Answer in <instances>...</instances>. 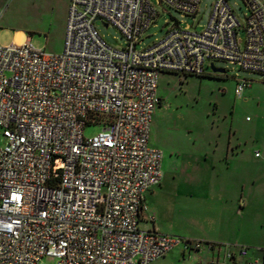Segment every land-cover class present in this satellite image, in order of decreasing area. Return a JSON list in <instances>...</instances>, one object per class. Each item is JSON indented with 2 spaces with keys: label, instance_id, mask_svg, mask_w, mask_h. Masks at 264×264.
<instances>
[{
  "label": "built area",
  "instance_id": "built-area-1",
  "mask_svg": "<svg viewBox=\"0 0 264 264\" xmlns=\"http://www.w3.org/2000/svg\"><path fill=\"white\" fill-rule=\"evenodd\" d=\"M199 1L68 0L60 53L29 37L0 45V264H149L176 244L213 247L139 226L144 193L162 176V152L148 144L158 74L203 75L226 61L264 82V0H243V23L214 0L200 31L174 25L137 47L158 5L193 15ZM95 21L125 44L108 45ZM251 82L236 77L234 93Z\"/></svg>",
  "mask_w": 264,
  "mask_h": 264
},
{
  "label": "rangeland",
  "instance_id": "rangeland-1",
  "mask_svg": "<svg viewBox=\"0 0 264 264\" xmlns=\"http://www.w3.org/2000/svg\"><path fill=\"white\" fill-rule=\"evenodd\" d=\"M227 1L243 23L248 13L244 1ZM213 2L200 0L193 15L158 5L156 18L145 30L137 47L142 48L162 38L174 25L200 31L208 21ZM66 12V0H0V45L19 44L29 37L36 49L58 54L63 48ZM94 25L108 45L122 47L125 44L115 27L104 26L101 21H95ZM238 36H244L243 30H239ZM214 65L224 71L211 74L210 65H205L204 75L167 71L158 74L156 94L161 102L152 115L148 143L162 152V176L160 183L145 194V205L166 234L178 235L197 217L192 208L197 184L195 169L199 174L204 164L197 168L195 161L208 152L207 142L223 136L231 124L237 127L240 135L247 136L249 132L253 135L246 119L253 120L257 114V102L264 111V101L256 102L254 98L257 94L264 98L261 74L244 71L226 61H216ZM236 77L252 80L251 88L256 94L249 100L243 101L234 95ZM99 129L98 125L87 126L83 135L91 136ZM2 140L0 129V143ZM139 225L142 226L143 222L139 221ZM41 263L53 264L54 261L43 258Z\"/></svg>",
  "mask_w": 264,
  "mask_h": 264
},
{
  "label": "crops",
  "instance_id": "crops-1",
  "mask_svg": "<svg viewBox=\"0 0 264 264\" xmlns=\"http://www.w3.org/2000/svg\"><path fill=\"white\" fill-rule=\"evenodd\" d=\"M66 2L68 4V0ZM251 84L240 96L234 95L243 101L249 100L256 94ZM254 98L256 102L264 101L258 94ZM256 112L253 120L246 119L253 135L250 132L247 136L240 135L231 124L223 136L207 142L208 152L195 161L197 168L204 164L199 174L195 169L197 184L192 208L197 217L195 223L173 236L211 243L213 247L202 245L185 250L181 244H176L149 264H248L252 258L264 259V111L259 102ZM154 186L144 193V205L145 194ZM145 207L140 217L143 225L139 226L166 234L165 229L156 224L154 214ZM150 215L152 220L149 221ZM240 246L247 247L246 255L238 254ZM227 251L232 252L231 258L225 256Z\"/></svg>",
  "mask_w": 264,
  "mask_h": 264
},
{
  "label": "water",
  "instance_id": "water-1",
  "mask_svg": "<svg viewBox=\"0 0 264 264\" xmlns=\"http://www.w3.org/2000/svg\"><path fill=\"white\" fill-rule=\"evenodd\" d=\"M210 70L212 73H222L224 71V68L222 67H217L214 64H210Z\"/></svg>",
  "mask_w": 264,
  "mask_h": 264
},
{
  "label": "trees",
  "instance_id": "trees-1",
  "mask_svg": "<svg viewBox=\"0 0 264 264\" xmlns=\"http://www.w3.org/2000/svg\"><path fill=\"white\" fill-rule=\"evenodd\" d=\"M211 74H214V73H211ZM211 74H210V75H211ZM183 75H187V74H183Z\"/></svg>",
  "mask_w": 264,
  "mask_h": 264
}]
</instances>
